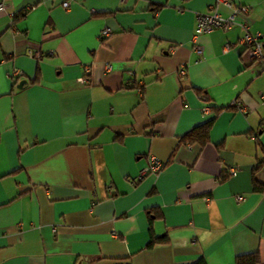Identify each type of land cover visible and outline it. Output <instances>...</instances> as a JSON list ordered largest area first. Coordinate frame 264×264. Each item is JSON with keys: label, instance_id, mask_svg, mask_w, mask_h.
Returning <instances> with one entry per match:
<instances>
[{"label": "crops", "instance_id": "obj_1", "mask_svg": "<svg viewBox=\"0 0 264 264\" xmlns=\"http://www.w3.org/2000/svg\"><path fill=\"white\" fill-rule=\"evenodd\" d=\"M62 1L0 0V264H264V70L241 27L195 36L214 0ZM234 2L264 39V0Z\"/></svg>", "mask_w": 264, "mask_h": 264}, {"label": "built area", "instance_id": "obj_2", "mask_svg": "<svg viewBox=\"0 0 264 264\" xmlns=\"http://www.w3.org/2000/svg\"><path fill=\"white\" fill-rule=\"evenodd\" d=\"M71 0H63L62 6L67 8L69 7ZM2 2H0V6H2ZM217 5H222L227 8V13L222 14L217 10ZM250 7L247 4H236L234 0H214L211 5H209V9L207 11H201L196 13V25L194 28L195 36L201 32H209L214 28H222L227 29L232 27L233 25H238L241 27L243 33L239 38V42L242 44V52L241 55L243 58L249 61L256 62L261 69L264 70V39L263 33L260 31H250L251 24V16L249 14ZM110 33V29L104 27L101 29L100 35L101 37L106 36ZM194 36V37H195ZM227 48L228 45L226 44ZM196 52L202 54L203 50L201 47L195 48ZM107 69H110L111 65L107 63ZM178 74L180 76L185 75V63H181L178 67ZM20 73L18 69H12L10 71V76H16ZM85 80L86 78H82ZM236 102V101H235ZM207 106H203V111H208ZM262 125H264V119L262 120ZM164 164V161L151 155L147 164L141 169V175L147 171H151L156 173L159 171ZM236 173L235 167H230L228 169V174ZM237 199H241L242 195H236ZM54 229V227H53Z\"/></svg>", "mask_w": 264, "mask_h": 264}, {"label": "trees", "instance_id": "obj_3", "mask_svg": "<svg viewBox=\"0 0 264 264\" xmlns=\"http://www.w3.org/2000/svg\"><path fill=\"white\" fill-rule=\"evenodd\" d=\"M211 122L212 121L209 120L205 123H202V124L196 126L195 128H193L189 133H187L184 136V139H187V140L198 139L201 143L206 142L208 139V131H209ZM263 149H264V147H263ZM226 175H228V173L223 174L221 176V178L222 179L226 178ZM154 242H156V239H155V237H152L151 240L149 241L148 245L151 246L154 244ZM257 261H258V255L255 252L237 255L235 258V264H254Z\"/></svg>", "mask_w": 264, "mask_h": 264}, {"label": "water", "instance_id": "obj_4", "mask_svg": "<svg viewBox=\"0 0 264 264\" xmlns=\"http://www.w3.org/2000/svg\"><path fill=\"white\" fill-rule=\"evenodd\" d=\"M24 79L23 80H20L19 83H18V86H21L22 83H24Z\"/></svg>", "mask_w": 264, "mask_h": 264}]
</instances>
